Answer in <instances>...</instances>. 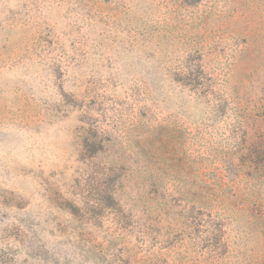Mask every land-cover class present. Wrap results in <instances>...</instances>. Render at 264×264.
<instances>
[{
  "label": "rangeland",
  "instance_id": "374dc122",
  "mask_svg": "<svg viewBox=\"0 0 264 264\" xmlns=\"http://www.w3.org/2000/svg\"><path fill=\"white\" fill-rule=\"evenodd\" d=\"M0 264H264V0H0Z\"/></svg>",
  "mask_w": 264,
  "mask_h": 264
},
{
  "label": "trees",
  "instance_id": "16d2710c",
  "mask_svg": "<svg viewBox=\"0 0 264 264\" xmlns=\"http://www.w3.org/2000/svg\"><path fill=\"white\" fill-rule=\"evenodd\" d=\"M155 130H156V128L153 129V131L150 134H148V135L145 136V139H146V141H145V149H147L145 152H147V153L151 152L150 145H149L151 139L149 137L151 136V134H155ZM162 134H163V131L162 130H159V138H161ZM155 136H156V134H155ZM84 141H85V145H87L89 148H91V150H94V153L97 152L99 148H102L103 141L100 140V139H98V136L93 137L91 140H88V141L84 140ZM163 148L164 147L161 145V149L162 150H163ZM252 152H254V151H251L250 153L248 152V153H245L244 154V155H246L248 157V160H243V161L246 162V163H248V161H249L248 166L257 163L254 160V156L251 155ZM91 156H93V155H90V157ZM145 160H146V158H145ZM242 167L244 169L245 168H248L245 165H243ZM107 196H109L110 198L112 197L111 194L109 195V193H108ZM249 205H253L254 207H256L257 205L259 206V204L256 203V201H250L249 202Z\"/></svg>",
  "mask_w": 264,
  "mask_h": 264
}]
</instances>
